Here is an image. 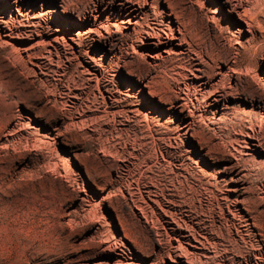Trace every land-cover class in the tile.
Segmentation results:
<instances>
[{"label":"rangeland","instance_id":"rangeland-1","mask_svg":"<svg viewBox=\"0 0 264 264\" xmlns=\"http://www.w3.org/2000/svg\"><path fill=\"white\" fill-rule=\"evenodd\" d=\"M15 1L0 0V264H264V2L251 41L226 0H156L218 50L211 71L168 58L149 34L167 41L171 17L148 5Z\"/></svg>","mask_w":264,"mask_h":264},{"label":"bare ground","instance_id":"bare-ground-1","mask_svg":"<svg viewBox=\"0 0 264 264\" xmlns=\"http://www.w3.org/2000/svg\"><path fill=\"white\" fill-rule=\"evenodd\" d=\"M156 2H157L156 0H152V4H149V3L146 4L145 2H143V3H145V4H143L141 1H138V3H135V2H132L130 0L129 1L125 0L124 3H118L117 4V0H112L110 5L113 7V9L115 7H117V5L120 6L121 10L127 11L130 14L131 19L135 16V14H136L135 12L138 11V9L145 10L146 9V5H148L150 8L152 7L151 9L153 10V13H154L155 18H156L157 21H159L160 19H167V17L170 16L171 18H170L169 21H161L162 25L166 26V28H167V32H166L167 41H161L159 33L157 31H155V30H153V34H149L150 37L151 36L153 38L157 37V40L159 41L160 44L172 43V48L168 50V53H169L168 58H172L174 60V58L172 56H176V59H178L177 61L188 62L189 65L198 66L199 68H201L200 66H202V67H207L210 70L213 69L214 66H212L211 64H209V65H205L206 63L204 64L205 60L203 61V58H204V55H206L210 59L211 63L213 65H215L217 63L218 59H220L218 54H217V52H216L218 50L215 51L216 48L215 49L213 48L212 51L205 52V54H203L202 50H199L203 46L199 47V45L197 43H195L197 40L194 41L193 40L194 38L192 39L193 36L191 37L189 35L190 34V28H188L189 26L183 21V16L181 14H179L176 11V9L173 8V6H170V5H169V10L171 12L170 14H168L167 12L166 13L162 12V11L157 12V10L155 8ZM158 2H160V1H158ZM263 2H264V0H226V2L224 3V6L225 5L231 6V8L229 9V13L230 14L237 15L238 18L243 23H245L248 26V32L252 35L251 41H255V39L257 38L256 32L258 30L257 29L258 26L255 23L253 11H256V9L258 10V8L261 6V4H263ZM17 3H19V2H17V0H16L14 2V4H17ZM158 9H159V7H158ZM240 9H242V10H240ZM144 15H145V12H144ZM173 16L175 17L174 19H176V20H173ZM78 19L81 22L85 23L86 20H87V16L86 15H78ZM131 19H130V21H131ZM139 19H140V16H139ZM141 19H142V17H141ZM133 24L136 26L137 24H140V21H137V22H135ZM237 30L239 32V35L237 36V38L238 39L242 38L243 31L241 30L240 27H238ZM178 34L180 36H178ZM177 47H180V48L178 49ZM219 53H221V52H219ZM238 55H240V54H238ZM193 56H196V59H194ZM195 61H200V62L198 64H194ZM231 67H233V66H231ZM228 68L230 69V67H228ZM229 69H228V71H230ZM129 70L131 71V69H129ZM231 70H233V68ZM197 71H200V69H197ZM200 72L203 73V70H201ZM127 73L130 76H132V77H136V73L135 74H133V72H127ZM225 77L226 76L222 75V79L221 80L215 81L214 83L210 82V87H211V89L213 90L214 93H211L208 90L205 93L202 92L204 95L211 93L212 97H214L212 100H208L207 99L208 100L207 101V103H208L207 105L210 104L209 105L210 107L212 106L214 108L216 105H219L222 102H224V99H225L224 95L223 94H218V93H219L220 86H221L222 82L224 81ZM208 78H210V77H208ZM237 81H239V80L237 79ZM240 86H241V84H240ZM240 86H239V83H238L235 86V88H233L231 90L235 91L237 94H240L241 93L240 90H239ZM230 88H232V87H230ZM202 90H199V91H202ZM253 96L254 95L252 94V96H251L252 97L251 98L252 99V103H254V101H256V97L255 96L253 97ZM261 99L263 100L264 97L262 96L259 100H261ZM162 100H163V98H162ZM165 102H166V100H165ZM166 103H164V104H166ZM226 108H228V106H226L225 109ZM122 228H123V231H124L125 230L124 227H122ZM124 235H125V237H127V233L125 231H124ZM185 257L192 264L203 263V262H201L200 258H198L197 254H192V253H189V252H185Z\"/></svg>","mask_w":264,"mask_h":264}]
</instances>
